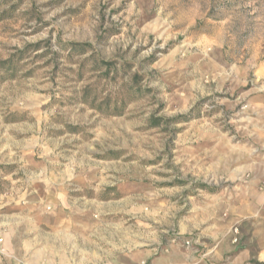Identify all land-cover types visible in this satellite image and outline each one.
<instances>
[{"label":"rangeland","instance_id":"obj_1","mask_svg":"<svg viewBox=\"0 0 264 264\" xmlns=\"http://www.w3.org/2000/svg\"><path fill=\"white\" fill-rule=\"evenodd\" d=\"M87 208L103 261L264 264V0H0V264H69Z\"/></svg>","mask_w":264,"mask_h":264},{"label":"crops","instance_id":"obj_2","mask_svg":"<svg viewBox=\"0 0 264 264\" xmlns=\"http://www.w3.org/2000/svg\"><path fill=\"white\" fill-rule=\"evenodd\" d=\"M100 204L99 206H101ZM70 209H73V207ZM226 210H228V205L219 199L216 206L211 208V205H209L202 210L203 221L211 223L206 228L205 238L211 246L218 245L216 249H212L213 252L211 254L215 261L222 259L225 243L227 244L228 242L226 234L230 226L235 220L243 216L242 209L237 208L231 210V216L228 220H223L222 215ZM81 212L83 214H66V210H63L62 215H47L45 218L47 226L51 225L53 229L57 247L62 248V250L65 249V246L69 247V254L71 255L69 264H143L145 259L153 256L150 251H139L137 253H131L130 251L129 253H120L118 255L117 247L111 246L109 258L103 261L100 223L89 215L92 210L87 208ZM186 229V227H182L185 232L187 231ZM79 241L83 242V246L79 244ZM81 254L82 257L79 256ZM199 263V258L192 252L180 247H171L167 253L152 258L149 264Z\"/></svg>","mask_w":264,"mask_h":264},{"label":"built area","instance_id":"obj_3","mask_svg":"<svg viewBox=\"0 0 264 264\" xmlns=\"http://www.w3.org/2000/svg\"><path fill=\"white\" fill-rule=\"evenodd\" d=\"M236 232H238V230H236Z\"/></svg>","mask_w":264,"mask_h":264}]
</instances>
